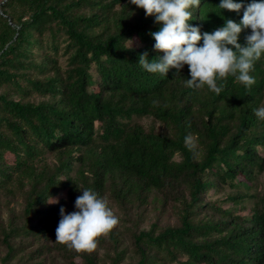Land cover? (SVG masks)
Wrapping results in <instances>:
<instances>
[{
	"label": "trees",
	"instance_id": "trees-1",
	"mask_svg": "<svg viewBox=\"0 0 264 264\" xmlns=\"http://www.w3.org/2000/svg\"><path fill=\"white\" fill-rule=\"evenodd\" d=\"M220 2L189 24L239 23L252 0ZM161 26L130 0H0V264H264V55L250 89L190 88L187 65H139ZM84 189L125 221L91 253L55 242ZM150 203L175 221L142 227Z\"/></svg>",
	"mask_w": 264,
	"mask_h": 264
},
{
	"label": "clouds",
	"instance_id": "clouds-1",
	"mask_svg": "<svg viewBox=\"0 0 264 264\" xmlns=\"http://www.w3.org/2000/svg\"><path fill=\"white\" fill-rule=\"evenodd\" d=\"M130 2L162 25L151 35L155 40L154 49L163 56L149 62L147 52L140 55L139 65L147 72L167 75L170 68L178 73L187 65L191 77L186 81L187 86L194 89L206 86L217 95L222 91L217 81L229 76L249 89L256 83L250 73L264 55V0H252L239 23L229 19L225 26L203 34L199 27L189 24L192 9L198 8L201 0ZM218 7L239 13L244 5L235 0H221ZM247 28L251 29V35L246 37L247 46H241L239 36ZM255 115L264 120V107L258 108ZM81 191L82 195L75 200L77 211L66 213L63 207L60 209L55 242L77 253H91L97 249L99 239L107 237L120 221L106 197L101 198L91 189Z\"/></svg>",
	"mask_w": 264,
	"mask_h": 264
},
{
	"label": "rangeland",
	"instance_id": "rangeland-1",
	"mask_svg": "<svg viewBox=\"0 0 264 264\" xmlns=\"http://www.w3.org/2000/svg\"><path fill=\"white\" fill-rule=\"evenodd\" d=\"M144 122L146 124H148L149 120L147 119ZM155 127L158 128V125H155ZM260 178H261L260 180L264 179V173L260 176ZM207 196H210V195L207 194L206 197ZM57 198H58L57 196L53 197L52 199H50V202L51 203H54V201L56 202ZM110 207L113 209L114 213L117 216H119L120 222L118 225H119L120 229H122V225L125 223V221H123L124 216L121 214V212L119 210H116L112 204H110ZM145 217H146V219H145V222L142 224V227H147L150 222L155 221L156 217H158V223H161V224H164L166 222L172 223L175 221L174 213H173V210L171 209V205L169 203L165 204L163 207H161L160 205L155 204V203L154 204L153 203L148 204L145 207ZM125 244L127 245V242L124 243L123 245H125ZM104 251H105V249H101L100 253H103ZM124 259H125V261L132 259V253L128 252ZM75 261L77 262L76 264H80L79 258H76Z\"/></svg>",
	"mask_w": 264,
	"mask_h": 264
}]
</instances>
